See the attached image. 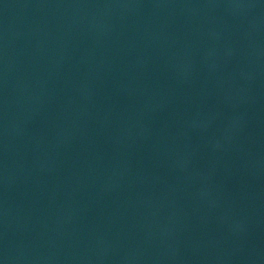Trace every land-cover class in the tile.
Wrapping results in <instances>:
<instances>
[{
  "label": "water",
  "instance_id": "water-1",
  "mask_svg": "<svg viewBox=\"0 0 264 264\" xmlns=\"http://www.w3.org/2000/svg\"><path fill=\"white\" fill-rule=\"evenodd\" d=\"M0 264H264V0H0Z\"/></svg>",
  "mask_w": 264,
  "mask_h": 264
}]
</instances>
